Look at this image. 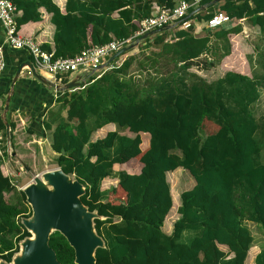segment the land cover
I'll return each instance as SVG.
<instances>
[{"label":"trees","instance_id":"1","mask_svg":"<svg viewBox=\"0 0 264 264\" xmlns=\"http://www.w3.org/2000/svg\"><path fill=\"white\" fill-rule=\"evenodd\" d=\"M9 1L21 37L32 38L23 27L41 21L39 9L50 16L52 51L47 44L40 50L53 58H71L111 41L148 51L143 64L136 65L132 55L115 65L116 58L81 90L57 93L65 117L58 111L44 124L57 167L83 185L80 201L88 211L104 218L93 221L105 245L96 249L95 264H243L252 243L246 222L264 233V163L257 162L264 150V117L256 121L251 112L264 77L226 71L207 82L190 70L201 57L207 68L226 59L228 40L244 25L264 37V0H202V10L188 19L198 27L171 26L141 41V20L190 0H64L62 9L52 0ZM213 12L229 21L208 30ZM132 65L137 69L131 73ZM142 71L154 77L141 81L134 73ZM97 133L103 136L92 141ZM175 172L190 181L179 193V206L170 183ZM107 179L116 184L101 190ZM13 190L0 164V259L6 263L28 236L20 224L30 215L23 194L14 203L4 199ZM173 215L167 235L162 226ZM186 231L193 236L183 241ZM48 246L59 264H73V251L58 233L49 236ZM253 263L264 264V250Z\"/></svg>","mask_w":264,"mask_h":264},{"label":"crops","instance_id":"2","mask_svg":"<svg viewBox=\"0 0 264 264\" xmlns=\"http://www.w3.org/2000/svg\"><path fill=\"white\" fill-rule=\"evenodd\" d=\"M52 2L59 9H62L64 6V0H52ZM39 14L41 21L35 24L26 25L23 27V30L24 32H29L31 34L33 40L39 44V47L42 44H47L52 51V36L54 28L49 22L50 16L45 13L43 9H39ZM165 29L170 30L171 27H166ZM0 45L2 47L4 61V68L0 74V118L4 124L6 123L7 125L6 131L4 128V131L2 132V134L4 133V139L2 137V141L6 140V143H10L11 141L12 146H14V150L11 152L9 144L7 148H3L5 144L2 143L3 146L0 148V161H4V154H7L8 158L10 157L9 159H6V161H11V159L21 161L23 158H27L26 155L22 154L24 153L22 152V149L33 152L32 155H28V157H31L32 160L33 158L35 159L34 153H37V150L42 158H44L43 155L50 157L53 156V158H55L56 154H54L49 148V137L51 131L45 130L44 124L49 116L56 114L58 111H60L57 113L58 117H65V109H62L61 102H55V99L58 97L57 93H61L63 91L74 93L81 90L86 84L88 78L95 75V73L86 74L84 72H74L68 75H62L59 81H53L46 74L34 68L32 59L28 53L23 50L12 49L3 42L1 27ZM140 53H143V56L140 57L138 55ZM147 54V50L141 51L139 47H135L132 53L128 56H136L137 60L134 63L137 65V63H144L143 58L146 57ZM27 63L32 65L35 75L39 76L40 79H36L30 75ZM18 68H20V71L15 78V72ZM131 68L134 70L137 69L135 65H132ZM104 69L106 68H102L101 66L96 75H99ZM135 74L137 75V72H135ZM136 75L135 77L138 78ZM69 82L75 83L77 87L59 92L55 90L54 86L62 87ZM6 97H9V103L7 111L4 113L3 105ZM7 122L12 125L11 128L8 127ZM102 136L103 134L99 133L96 135L93 134L92 141L97 138H101ZM175 196V204L176 206H179L177 191ZM176 217L177 215H173L172 218H170V221L164 222L162 226L163 233L168 235L171 232V225ZM245 225L251 235L252 243L251 248L246 253L243 264H254L253 259L255 255L262 250L254 243L255 240L253 239V234L251 233V230L254 228L256 229L257 227L254 226L255 224L250 222H246ZM258 231L262 232L264 235L262 230L259 229ZM182 236L185 238L190 235L183 233ZM183 241H186V239H183ZM219 248L224 253H227L224 247L219 246ZM231 257L232 255L227 253V259Z\"/></svg>","mask_w":264,"mask_h":264},{"label":"water","instance_id":"3","mask_svg":"<svg viewBox=\"0 0 264 264\" xmlns=\"http://www.w3.org/2000/svg\"><path fill=\"white\" fill-rule=\"evenodd\" d=\"M219 0H215V4ZM197 8L186 15L185 20L197 14ZM165 28H158L138 38L137 41L156 35ZM133 45L122 47L113 53L104 64L106 67L112 60L128 52ZM32 77L35 75L30 63H27ZM20 68L15 72V78ZM56 91L77 87L69 82L62 87L54 86ZM9 97H6L3 112L7 111ZM6 131L7 125L4 124ZM27 171V169H26ZM25 204L30 210L27 218H21L20 224L28 236L17 243V251L13 253L9 263L0 259V264H59L53 250L48 246L49 236L56 232L62 236L73 251V264H95L96 249H104L105 245L94 229V220H104L95 211H88L80 197L84 187L77 180L64 174L59 168L45 171L20 190Z\"/></svg>","mask_w":264,"mask_h":264},{"label":"rangeland","instance_id":"4","mask_svg":"<svg viewBox=\"0 0 264 264\" xmlns=\"http://www.w3.org/2000/svg\"><path fill=\"white\" fill-rule=\"evenodd\" d=\"M228 41H229L230 52L226 59L223 58L218 64L207 68L205 64L206 58L201 57L196 63L197 67L191 68L190 70L191 74H195L196 76L201 77L203 80L207 82H211L221 77L226 71H236L238 73H242L243 75H247V76L255 75L257 78H260L261 76L264 77V69L262 67V62H264V37L257 36L253 29L244 25L242 31L235 36H231L230 40ZM216 43L217 42H215V44ZM219 45L220 44L218 42V47ZM136 46L133 45L128 52L124 53L120 57H117V61H115L114 64L115 65L119 64L121 60L128 57V55L132 53V51ZM108 59L109 58L105 59L104 63H102L101 65L102 68H107L109 66L108 64L106 67H104V64ZM101 66L99 67V70ZM133 70L134 69L131 68L130 72L132 73ZM137 74H139L141 81L151 79L154 77V74L151 71L149 72L142 71ZM190 82L191 79L188 78L187 84H189ZM262 84L263 86H261L259 89V98L251 107V112L256 121H259L264 117V79ZM2 143L6 144V140L2 141ZM8 144H9V149L11 150V152H13L14 146H12L11 141L10 143L8 142ZM4 147L5 146H3V148ZM22 152H24L22 154L26 155L27 158H23L21 161H15L14 159H11V161H6V159L10 158V157L8 158L7 154L3 155L4 161H0V164L3 166L5 172H7V176L10 178L11 183L14 186V190L11 193L4 194V199L9 203H14L17 200H19L20 198L19 191L23 186L30 183L33 178L38 177L41 173L45 171L58 168L54 160L55 158H53V156L50 157L43 155L44 158H42L37 150L36 151L37 153H34L35 159L33 158L32 160V158L31 157L29 158L28 155L29 154L32 155L33 152L23 149ZM260 158L261 160L257 162L264 163V150L262 151ZM117 169L120 170L121 168H117ZM184 172L186 173V171ZM185 175L186 174H182V173L179 174V172H175L172 175V179L170 180V183H172V185L174 186L173 187L174 194L177 191L178 198H179V193H181L183 190H186V188L190 186V181L188 179L182 181ZM115 181L116 180L114 179L105 180L100 185L101 190L104 191H108V189L110 190L116 184ZM112 220L114 222L117 221L116 218ZM168 221H170V219H168L166 222ZM254 226L258 228V229L256 228L257 230L255 228L251 230V233L253 234V239L255 240L254 243L256 244L257 247L264 250V235L262 234V232L258 231L260 228L257 225ZM100 231L102 234H104L103 227ZM186 234L190 236H186L185 238H183L182 236L181 237L182 240L186 239L187 241L190 237L193 236L190 232L187 231Z\"/></svg>","mask_w":264,"mask_h":264},{"label":"built area","instance_id":"5","mask_svg":"<svg viewBox=\"0 0 264 264\" xmlns=\"http://www.w3.org/2000/svg\"><path fill=\"white\" fill-rule=\"evenodd\" d=\"M202 0L180 1L171 10L153 11L150 17L139 23L137 36H142L158 28L176 26L180 30L187 29L191 24L186 15L189 9H196ZM14 8L9 0H0V27L3 34V42L12 49L23 50L32 59L34 68L43 72L53 81H59L62 75L74 72L93 74L99 71V67L118 49L128 41H111L102 46H96L82 50L78 55L71 58H53L52 53L40 50L39 44L32 38H24L15 33L13 19ZM229 19L222 13L213 12L206 21V28L214 30L228 23ZM4 68L3 52L0 45V74ZM2 144V132L0 131V148ZM8 147V143L4 145Z\"/></svg>","mask_w":264,"mask_h":264}]
</instances>
